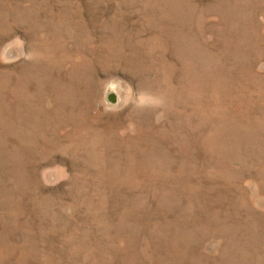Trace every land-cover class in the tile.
I'll return each instance as SVG.
<instances>
[{"label": "rangeland", "instance_id": "obj_1", "mask_svg": "<svg viewBox=\"0 0 264 264\" xmlns=\"http://www.w3.org/2000/svg\"><path fill=\"white\" fill-rule=\"evenodd\" d=\"M0 264H264V0H0Z\"/></svg>", "mask_w": 264, "mask_h": 264}, {"label": "bare ground", "instance_id": "obj_2", "mask_svg": "<svg viewBox=\"0 0 264 264\" xmlns=\"http://www.w3.org/2000/svg\"><path fill=\"white\" fill-rule=\"evenodd\" d=\"M63 94V93H62Z\"/></svg>", "mask_w": 264, "mask_h": 264}]
</instances>
